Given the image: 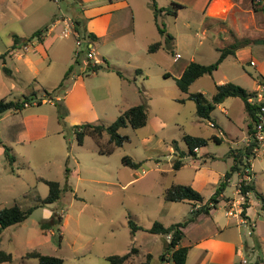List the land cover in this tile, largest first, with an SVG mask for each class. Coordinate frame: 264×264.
Returning <instances> with one entry per match:
<instances>
[{
  "label": "rangeland",
  "instance_id": "obj_1",
  "mask_svg": "<svg viewBox=\"0 0 264 264\" xmlns=\"http://www.w3.org/2000/svg\"><path fill=\"white\" fill-rule=\"evenodd\" d=\"M154 1L158 24L175 38L176 60L165 50L147 53L148 44L160 35L148 19L143 22L140 17L154 15V11L147 5L141 14L134 4L131 30L120 32L118 43L92 41L96 59L103 58L94 73L80 72L86 46L77 47L72 36L52 41L46 51L47 58L40 45L27 43L24 53L38 60L39 69L42 68L34 79L25 70L12 72L15 61L9 58L5 66L10 74L5 73L0 60V76L6 87L11 84L16 87L4 95L6 101L23 96L46 99L44 104H33L0 116V210L14 205L22 210L34 208L25 221L7 227L0 234V251L10 254L12 260L1 264H37L36 259L26 258L31 251L60 258L63 264H110L104 260L106 256H122L131 248L146 244L149 237L158 238L149 245L156 254L161 249L159 236L143 231L133 234L129 222L145 229L154 222L164 226L181 222L187 214L186 208L176 206L178 216L168 217L169 204L163 199L164 190L171 184L189 185L196 171L211 179V176L215 178L213 172L229 170L232 159L228 152L243 144L246 136L248 119L243 102L227 98L217 105L210 113L212 128L208 121L196 117L195 103L177 89L175 80L190 61L205 65L215 62L219 50L228 47L231 41L215 25L208 28L213 22L207 24L210 20L205 21L200 12L188 8L173 20L159 12L161 6L169 4L166 0ZM105 3V0H88L83 7L90 9L92 4ZM61 14L71 18L64 4L57 7L49 0H0V55H6L14 43L23 45L22 41L32 32L50 26L52 16ZM75 51H80L78 62ZM69 67L73 75L58 88ZM77 77L83 82L65 106L63 99ZM262 82L264 47L251 43L235 57L225 58L211 75L195 80L188 93H202L209 98L215 85L232 83L260 97L264 95ZM256 98L253 100L257 101ZM138 104L146 108V124L138 129L129 126L119 129V135L127 136L128 141L116 147L110 156L99 154L95 141L88 136L82 145L77 144L74 126L110 125L121 111ZM184 135L208 142L199 148L198 160L185 157L184 166L174 172L175 157L171 158L168 150L174 149L175 143V156L178 152H187ZM213 136L221 142H214ZM106 141L105 134L100 142ZM2 146L9 149L12 159L6 158ZM125 157L139 162L140 166L124 165ZM250 164L255 191L264 197V154L252 158ZM41 179L59 183L63 192L58 202L41 204L48 195V187ZM236 182L234 175L227 195L232 194V185ZM210 192L211 187H207L201 193L207 201ZM250 202V212L258 222L254 236L246 235L241 227L243 259L248 264H264V242L259 238L264 236V211L254 193L250 195ZM242 204L243 201L240 207ZM43 223L49 224V229L42 230ZM130 259L126 264L144 261L143 255L137 253Z\"/></svg>",
  "mask_w": 264,
  "mask_h": 264
},
{
  "label": "crops",
  "instance_id": "obj_2",
  "mask_svg": "<svg viewBox=\"0 0 264 264\" xmlns=\"http://www.w3.org/2000/svg\"><path fill=\"white\" fill-rule=\"evenodd\" d=\"M49 1L54 5H56L57 7L59 4L62 5L64 4L66 10H68L69 13L71 14V18H66V16L62 14L60 16L57 15L52 16V19L50 21L51 24L48 27L46 26L47 31L45 34H43L41 41L38 42L35 39L30 41L32 44L37 43L38 45H40L41 49L43 50L42 53H44L45 56L47 54L46 51H48L49 46L51 45V43H53L52 41H55L57 38L63 36L62 35L63 31H65L68 27L71 26V28L74 29V31L76 32L75 30L76 22H79L80 29L84 30L88 34H93L95 36V41L106 42L111 40L114 43H118V39L121 35L120 32H122L123 30H131L130 28L131 23L132 21L135 20L134 13L132 12V8H131L133 4L137 5L136 9L141 14L143 13L142 9L147 5L152 10V7L150 5V0H105L106 5L92 4V8L90 9L83 7L84 1H88V0H49ZM166 1L165 3H169V4L165 7L161 6V8L169 7L172 3L181 6V8L177 11L175 17L170 16L173 20L178 19L180 12L184 11L185 9L187 10L188 8H191L192 10H196L200 12L205 21L210 20L207 22V24H209V22H213V24L210 25L208 28L212 29V27L215 25L216 30H218V32H223L225 34L226 39L231 41L230 44L234 43L235 41H242L243 43V41L246 40L247 45L245 44L241 48L237 49L234 53V56L231 57H235L236 53L239 50L247 47L248 45H251V43L254 45L261 44L264 47V0H166ZM74 4L79 5L80 7L79 11L76 10ZM160 13H164V12H160ZM147 19L149 20V23L155 26L152 13H150L147 17L146 15L145 17L143 16L140 17V21L143 22H145ZM68 36H72L75 41L74 35L70 34ZM171 36L174 38L173 35ZM162 40L163 38L159 36L158 39H153L148 44V46L154 41H162ZM22 42L23 45L16 46L14 50H10V51L7 50L9 52L5 55L4 59L1 60L2 68L3 67L6 68L5 66L6 58H9L12 61H15L12 72L20 73L22 70H25L27 71L28 77L34 79L42 71L41 70L42 68L39 69L40 63L38 60L24 53L28 49L27 39L23 40ZM174 42H175V38L173 39L174 53H175ZM161 50L163 49H160L152 54H156ZM75 56H76V61L78 62L77 59L79 57L78 55ZM175 56L176 53L174 55L173 60H175ZM100 62H103V58H101ZM90 66L91 63L85 60L82 67H80V72L86 73L88 68H90ZM136 72L140 73V70H137ZM72 75H73V71H71L69 76ZM82 82H83L82 78L77 77L76 80L74 81L73 88L66 92V95L63 99L65 102V106L69 105L68 103L70 101V98L75 93L78 85L82 84ZM79 88L82 89V87ZM15 89L16 87L13 84H11L9 88H7L2 77L0 76V99H5L4 95L8 93V91L10 92ZM262 89L264 90V86H262ZM256 97L255 98L257 99V101L253 100V102L264 103V95L260 97L256 95ZM59 99H60L59 97L56 98V101H58ZM45 101L46 99H41V104H44ZM218 131L221 132L219 129ZM246 136H247V128H246ZM246 136L244 137V139L246 138ZM244 139L242 141H244ZM238 146L239 147L242 146V143H239ZM168 151L170 157L172 156L175 157V159L177 158V155L175 156L176 152L174 153V149H171L170 147ZM198 154H199V149L196 152L195 160H198V158L201 157ZM226 172L224 173L213 172L215 178L211 176V179H208L205 177L204 174H201L198 171H196L195 172L196 174L194 175V179L190 182L189 186H191L199 194L205 191L207 187H211V192L209 193L208 196V198L210 199L215 193V190L219 182L222 180ZM234 175H236L238 182L239 179L238 174H233L231 178L228 180V185L226 186L224 191L217 197L218 202L215 208L210 209L207 214L201 213L195 215L193 221L188 223L187 226L184 228V237L180 242V246L188 248L186 264H242V260H245L243 259L244 256L242 254L243 240L241 238V227L243 226L240 224V221L244 219L245 221L253 225L252 234L250 236L256 235L255 233L256 231H254V228L257 227L258 221L256 220V218L253 217V214L250 212V206H251L250 195L252 193L247 195L248 207L245 210V218H241L237 210L242 201V197L238 195V193L236 192L235 187L237 182L236 184L232 185L234 188L232 194L227 195L226 190L229 189L230 183ZM201 196L204 198V203H205L207 201V198H205L202 194ZM168 204H169L168 205L169 209L167 213L168 217L178 216L177 212H175V208H177V210H179V208L176 206L186 208L187 214L186 216L183 217V220L181 222H183L189 216L192 210L194 211L200 208L199 205L193 207L187 203H181V202H168ZM176 223H180V222L175 221L167 226ZM157 236H159V240L161 241L160 252L156 254L151 252V250L149 249V245L152 246V244L155 243L156 240H158V238L149 237L147 239L146 244L141 243L140 246L134 247L137 250V255L140 254L143 255L145 260V256L147 254H151L152 264H170V262L168 261V255L165 256L164 258L165 260L163 261L159 260V256L163 251L164 244L168 241V237H162L160 235ZM259 238L262 242H264L263 235L259 236ZM145 245L146 246L148 245V247H146ZM144 246L145 248L142 249V247ZM251 248H254V246H252ZM245 261L246 264H248L247 260Z\"/></svg>",
  "mask_w": 264,
  "mask_h": 264
},
{
  "label": "trees",
  "instance_id": "obj_3",
  "mask_svg": "<svg viewBox=\"0 0 264 264\" xmlns=\"http://www.w3.org/2000/svg\"><path fill=\"white\" fill-rule=\"evenodd\" d=\"M150 5L154 11L153 19L157 29L158 34L163 38L162 41H154L151 43L147 52L149 54L155 53L156 51L163 49L171 56H174V45H173V37L170 34H167L165 29L161 27L157 22V15L155 10L157 9L155 1L150 0ZM181 8L180 5L172 3L169 7L159 9V12H164L168 16L175 17L177 11ZM75 30L78 34L82 35L85 38L90 39L91 41L95 40V36L93 34H88L84 30L80 29L79 22L75 23ZM47 31V27L40 28L34 31L30 37L27 39V42L35 39L40 42L43 34ZM247 43V41H235L230 44L228 47L222 48L219 50V56L217 60L211 64H199L196 62H189L187 66L184 68L180 77L175 80V84L177 89L184 94H188V99L192 100L195 103V114L196 117L201 121L210 120V113L215 107L227 98H238L243 104L247 114V135H250L254 129V125L256 124V113L262 103L253 102V98L256 97L255 93H248L244 89L236 86L232 83H223L215 85V91L210 96V98H206L202 93H192L189 94L188 90L191 84L204 75H211L213 71H215L218 65L228 56H234V53L237 49L241 48ZM16 48V44L9 49L14 50ZM8 53V52H7ZM5 54L0 55V60L4 59ZM98 67L97 65H91L88 70L95 72ZM5 73H9L10 71L3 67ZM72 71V67H69L65 72L61 82L58 85V88L63 87L64 83L68 79L70 73ZM117 75L121 77V73L119 71L116 72ZM264 86V82H262ZM249 100H252L251 102ZM33 104L40 105L41 99L37 100L34 97L23 96V98L18 99L16 101H6L5 99H0V116L6 112H18L25 109L27 106H32ZM147 121V113L146 108L142 104H138L128 109L121 111L118 118L110 125H103L101 123H84L81 125H76L73 127V134L75 136V140L77 144L80 146L83 143V139L88 136L92 138L97 145V152L104 156H110L116 147H120L125 141H128L127 136L119 135L118 131L121 128H125L129 126L132 129H138L143 127ZM107 135V141L105 143H101V139L104 135ZM212 140L216 143H220L221 140L213 136ZM183 141L187 146V152H178L177 158L174 159L172 163V169L174 171L179 170L184 166V158L192 157L196 159L195 149H199L207 145L208 140L184 135ZM174 150L177 151V147L175 143L172 145ZM3 147V153L7 159H12L9 155V149L5 146ZM253 145L250 144L248 146H240L235 149H230L228 152V156L232 159V163L229 167V170L224 174L222 180L219 182L215 193L213 196L204 203V198L195 191L189 185L182 184H171L168 188H166L163 192V199L167 202H181L187 203L191 206L199 205L200 208L196 210H192L189 216L180 223L172 224L170 226H163L158 222H154L149 228H142L141 226L136 225L133 222H129V226L131 228V232L134 234L137 231H143L148 234L160 235L162 237H169L168 241L164 244L163 251L159 256V260H165V256L168 255V261L170 264H186L187 258V247L180 246V242L184 237V228L188 223L193 221V218L197 214H207L210 209L215 208L217 204V197L224 191L226 186L228 185V180L231 178L233 174H238V176H242L244 170L250 166L249 160L254 156L252 154ZM124 165H127L131 168H137L140 166V163H134L129 157H125L122 159ZM48 187V195L44 200H41V204H51L56 203L60 200L61 194L63 190L60 188V185L56 181H47L42 180ZM240 196L243 198V204L241 205V218H245V210L248 207L247 205V194L254 193L256 198L261 201V208L264 210V197L258 194L253 186V183L248 185H241L240 187ZM40 201V200H37ZM34 208H28L26 210H22L17 205H14L9 208H4L0 210V234L4 229L10 227L15 224H20L25 221L33 212ZM57 222H61V217H57ZM41 229H49V224L43 223L41 225ZM137 250L133 247L130 251L122 256L111 255L106 256L104 258L105 261L110 264H126L129 260H131L132 254H136ZM26 258H33L37 260V264H63L62 259L42 255L39 252L31 251L26 254ZM11 255L0 251V264L1 263H10ZM257 264V262H255ZM134 264H152V255L147 254L145 256V260L143 262L134 263Z\"/></svg>",
  "mask_w": 264,
  "mask_h": 264
},
{
  "label": "built area",
  "instance_id": "obj_4",
  "mask_svg": "<svg viewBox=\"0 0 264 264\" xmlns=\"http://www.w3.org/2000/svg\"><path fill=\"white\" fill-rule=\"evenodd\" d=\"M74 35L75 38V44L77 47H80L81 45H85L86 46V51H85V55L84 58L87 62H93V65H97L100 63L99 60L96 59V50L95 47L93 45V42L88 39L83 37L82 35L78 34L77 32L74 31V29L70 27H68L65 31H63V37H67L68 35ZM80 53V51L76 52L75 55H78ZM177 59V57L175 56V60ZM250 65H253V62L250 61L249 62ZM89 71V70H87ZM91 73H94L93 71H89ZM250 102L252 100H249ZM256 124L254 125V129L252 131V133L250 135H247V137L245 138V140L243 141L244 143L242 144L245 146H248L250 144L253 145L252 147V154H253V158L263 155L264 154V104L260 106L258 112L256 113ZM210 127H214V125L212 123H208ZM198 151V149H195L194 152L196 153ZM251 159L249 160L250 163ZM253 179H254V175L253 172L251 170V164L249 167H247L242 176H239L238 182H237V193L238 195H240V187L241 185H248L253 183ZM248 195V194H247ZM243 201V198H242ZM240 207V205H239ZM238 207V214L241 213V207ZM240 224L244 227V233L248 236H250L252 234V229H253V225H251L250 223H248L247 221H245L244 219H242L240 221ZM169 239V237H168ZM242 264H246L245 260H242Z\"/></svg>",
  "mask_w": 264,
  "mask_h": 264
},
{
  "label": "bare ground",
  "instance_id": "obj_5",
  "mask_svg": "<svg viewBox=\"0 0 264 264\" xmlns=\"http://www.w3.org/2000/svg\"><path fill=\"white\" fill-rule=\"evenodd\" d=\"M215 13H216V12H215ZM215 13H214V14H215Z\"/></svg>",
  "mask_w": 264,
  "mask_h": 264
}]
</instances>
